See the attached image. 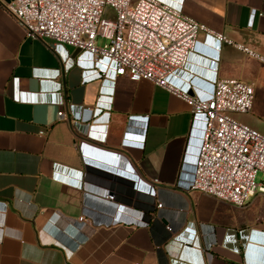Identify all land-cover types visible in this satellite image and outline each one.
I'll return each instance as SVG.
<instances>
[{
	"label": "crops",
	"instance_id": "1",
	"mask_svg": "<svg viewBox=\"0 0 264 264\" xmlns=\"http://www.w3.org/2000/svg\"><path fill=\"white\" fill-rule=\"evenodd\" d=\"M5 1L0 0V264H263L264 192L240 207L190 187L204 118L149 79L116 75L108 57L94 59L89 50L70 45L56 51L51 39L27 37ZM160 1L182 6L264 55V0ZM212 59L220 77L246 80L261 62L200 32L185 73L209 78ZM60 108L67 119L59 118ZM132 114L147 118L130 121ZM237 117L264 132V101ZM129 124L143 139L123 142ZM81 140L119 153L118 163H106L137 174L154 192L84 160Z\"/></svg>",
	"mask_w": 264,
	"mask_h": 264
},
{
	"label": "built area",
	"instance_id": "2",
	"mask_svg": "<svg viewBox=\"0 0 264 264\" xmlns=\"http://www.w3.org/2000/svg\"><path fill=\"white\" fill-rule=\"evenodd\" d=\"M4 5L27 37L51 39L56 51L70 45L89 50L94 59L108 57L115 64L116 75L149 79L185 100L193 114L201 115L204 127L190 183L192 189L240 207L264 192V178L255 181L258 171L264 173V132L237 117L252 111L254 86L242 78L220 77L215 59L211 60L215 68L207 79L185 73L200 32L213 35L215 41H226L263 63L264 55L212 29L186 13L182 6L160 0H7ZM106 5L113 9L114 17L104 14ZM253 19L254 12L249 22ZM178 75H184L186 80ZM12 84L13 97L18 100L17 76L12 77ZM57 113L59 118H68L64 108ZM137 117L146 119L147 115L132 114L129 120ZM143 137L144 133H135L129 124L123 142ZM85 144L88 143L81 140L79 149L84 160L91 163L85 155ZM109 170L129 176L135 179V185L138 182L137 187L154 192L153 186L135 173L113 167ZM105 197L113 199L114 194L105 191ZM157 205L161 206V202ZM118 207L125 209L123 204ZM77 218L85 219L84 215Z\"/></svg>",
	"mask_w": 264,
	"mask_h": 264
},
{
	"label": "water",
	"instance_id": "3",
	"mask_svg": "<svg viewBox=\"0 0 264 264\" xmlns=\"http://www.w3.org/2000/svg\"><path fill=\"white\" fill-rule=\"evenodd\" d=\"M85 149L86 152L88 153V157L91 160V164L96 165L98 168L103 170V172L108 173L110 175L119 177V178H124L123 175L117 174L115 171H108L107 169H110L109 166L105 165V162H110V163H118V159L120 157L119 153H116L114 150L106 149L103 147H99L96 145H91V144H85ZM124 164L128 170L131 172L134 171L133 167L130 165L128 161L122 163ZM112 168V167H111Z\"/></svg>",
	"mask_w": 264,
	"mask_h": 264
},
{
	"label": "rangeland",
	"instance_id": "4",
	"mask_svg": "<svg viewBox=\"0 0 264 264\" xmlns=\"http://www.w3.org/2000/svg\"><path fill=\"white\" fill-rule=\"evenodd\" d=\"M104 14L106 16L114 17V11L109 5L105 6ZM98 41L100 42L101 39H99ZM252 69L254 71L252 79L244 80L250 82L255 88L254 103L256 102V104H262V102L264 101V63L258 61L257 63H254V68ZM253 109L254 104L252 111ZM263 178L264 173L262 171H258L255 176V181L260 182Z\"/></svg>",
	"mask_w": 264,
	"mask_h": 264
},
{
	"label": "bare ground",
	"instance_id": "5",
	"mask_svg": "<svg viewBox=\"0 0 264 264\" xmlns=\"http://www.w3.org/2000/svg\"><path fill=\"white\" fill-rule=\"evenodd\" d=\"M106 163V162H105ZM105 165H107V166H109V167H111L108 163H106Z\"/></svg>",
	"mask_w": 264,
	"mask_h": 264
}]
</instances>
